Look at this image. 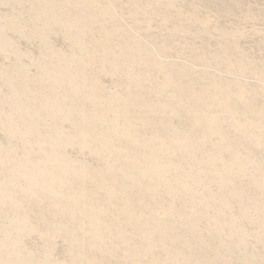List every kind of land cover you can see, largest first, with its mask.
<instances>
[{
	"label": "rangeland",
	"instance_id": "obj_1",
	"mask_svg": "<svg viewBox=\"0 0 264 264\" xmlns=\"http://www.w3.org/2000/svg\"><path fill=\"white\" fill-rule=\"evenodd\" d=\"M0 264H264V0H0Z\"/></svg>",
	"mask_w": 264,
	"mask_h": 264
}]
</instances>
